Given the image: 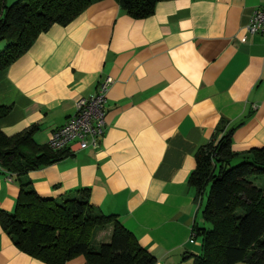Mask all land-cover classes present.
<instances>
[{
    "label": "crops",
    "instance_id": "obj_1",
    "mask_svg": "<svg viewBox=\"0 0 264 264\" xmlns=\"http://www.w3.org/2000/svg\"><path fill=\"white\" fill-rule=\"evenodd\" d=\"M262 3L163 0L134 18L101 0L40 33L0 72V105L11 106L0 118L6 135L36 125L34 140L47 144L78 98L105 76L114 82L99 147L30 170L31 187L56 199L87 188L90 203L115 215L155 264H193L201 246L192 226L203 225V196L187 184L195 151L230 128L234 163L264 147V36L246 31ZM18 192L15 175L0 168V209L12 211ZM111 229L100 237L108 241ZM0 264L45 263L0 225ZM65 264L86 262L78 255Z\"/></svg>",
    "mask_w": 264,
    "mask_h": 264
},
{
    "label": "trees",
    "instance_id": "obj_2",
    "mask_svg": "<svg viewBox=\"0 0 264 264\" xmlns=\"http://www.w3.org/2000/svg\"><path fill=\"white\" fill-rule=\"evenodd\" d=\"M97 1L101 0H0V42L5 43L0 72L40 33L53 24H68ZM115 1L129 16L144 18L163 0ZM10 108L0 105V118ZM37 129L33 125L12 136L0 129V168L14 174L19 186L14 209H0V225L12 243L45 264H65L78 255L86 264H155V256L115 215L90 203L87 188L59 199L36 193L27 173L69 155L38 144L33 138ZM232 132L228 129L194 153L195 168L187 184L196 199L208 191L200 211L203 225L192 226L193 238H199L201 246L193 264H264V184L257 183L264 176V147L250 149L234 163L238 155L230 147ZM108 226L109 240L95 244L96 232Z\"/></svg>",
    "mask_w": 264,
    "mask_h": 264
},
{
    "label": "built area",
    "instance_id": "obj_3",
    "mask_svg": "<svg viewBox=\"0 0 264 264\" xmlns=\"http://www.w3.org/2000/svg\"><path fill=\"white\" fill-rule=\"evenodd\" d=\"M246 31L249 35L259 33L264 36V0L262 5L250 14ZM113 82L111 76H105L97 83L94 93L75 101L74 112L64 124L50 134L47 141L50 148L64 149L73 154L79 150L88 148L95 150L99 147L106 130L107 92ZM10 178L9 176L8 179Z\"/></svg>",
    "mask_w": 264,
    "mask_h": 264
},
{
    "label": "rangeland",
    "instance_id": "obj_4",
    "mask_svg": "<svg viewBox=\"0 0 264 264\" xmlns=\"http://www.w3.org/2000/svg\"><path fill=\"white\" fill-rule=\"evenodd\" d=\"M10 1H11V0H10ZM4 45H5L4 42H0V50L4 47ZM257 183H258V184H261V185L264 184V176L258 178ZM207 191H208V188H206V191H205V193L203 194V201H204V203H205V201H206ZM204 224H205V226L207 225L206 223H204ZM105 236H106V235H103V237H100L99 231L96 232V234H95V236H94L95 244H97V243H99V242H105V238H106ZM235 264H248V263H246V262H237V263H235Z\"/></svg>",
    "mask_w": 264,
    "mask_h": 264
}]
</instances>
